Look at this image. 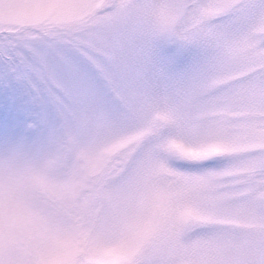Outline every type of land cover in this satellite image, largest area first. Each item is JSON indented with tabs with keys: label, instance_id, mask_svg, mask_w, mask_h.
<instances>
[{
	"label": "snow or ice",
	"instance_id": "obj_1",
	"mask_svg": "<svg viewBox=\"0 0 264 264\" xmlns=\"http://www.w3.org/2000/svg\"><path fill=\"white\" fill-rule=\"evenodd\" d=\"M134 5H112L113 22L38 44L7 36L0 46V189L18 210L15 226L0 227V264H23V250L38 264H55L66 245H88L92 264L107 254L99 236L103 217L91 207L75 215L51 199H23L41 170V149L62 143L81 127L112 114L136 115L164 106L177 126L187 118L181 100L204 101L223 135L188 137L192 147L224 142L238 151L196 157L162 146L159 170L171 183L151 195L149 222L163 213L177 244L200 237L207 250L198 264H264V0H170L163 22L139 33L118 20ZM208 89L212 91L209 93Z\"/></svg>",
	"mask_w": 264,
	"mask_h": 264
},
{
	"label": "rangeland",
	"instance_id": "obj_2",
	"mask_svg": "<svg viewBox=\"0 0 264 264\" xmlns=\"http://www.w3.org/2000/svg\"><path fill=\"white\" fill-rule=\"evenodd\" d=\"M145 3L162 6L170 0H0V46L7 36L38 44L61 33L72 35L76 29L102 28L113 22L111 6L122 4L137 7L119 18V27L143 32L168 16L163 7L156 12L139 7ZM181 103L187 116L181 127L174 113L160 106L137 113L131 124L123 115L112 114L46 149L45 167L53 184L50 199L69 209L63 223L70 226L75 215L85 216L89 207L103 217L99 236L107 254L99 264H198L208 254L196 246L200 237L185 233L177 244L167 215L161 213L145 222L151 214V195L159 192L163 199V190L171 183L166 172L159 170L166 159L160 152L162 146L196 157L239 150L224 142L192 147L188 137L223 135L225 128L207 107L198 119L191 118L193 108L204 104L197 97H185ZM20 195L29 199L24 189ZM12 255L22 262L29 257L23 250ZM92 260L90 246L66 245L55 264H92Z\"/></svg>",
	"mask_w": 264,
	"mask_h": 264
},
{
	"label": "clouds",
	"instance_id": "obj_3",
	"mask_svg": "<svg viewBox=\"0 0 264 264\" xmlns=\"http://www.w3.org/2000/svg\"><path fill=\"white\" fill-rule=\"evenodd\" d=\"M45 160L46 150L41 149L38 162H22L24 164H31L33 167H36L38 163L41 169L37 173L33 183L24 189L29 199H39L43 202L49 200L53 194V184L46 171ZM17 212L16 204L5 186L3 189V196L0 197V227L5 231L12 229L15 226V216ZM23 264H38V261L35 257L29 256L23 261Z\"/></svg>",
	"mask_w": 264,
	"mask_h": 264
}]
</instances>
